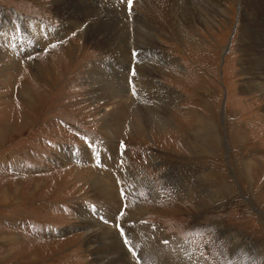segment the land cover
<instances>
[{
	"label": "rangeland",
	"instance_id": "374dc122",
	"mask_svg": "<svg viewBox=\"0 0 264 264\" xmlns=\"http://www.w3.org/2000/svg\"><path fill=\"white\" fill-rule=\"evenodd\" d=\"M89 1L0 0V264H264V91L245 86L252 67L264 69V13L251 25L244 0H222L228 13L214 25L191 17L183 37L167 36L165 63L130 21L141 2L171 1ZM62 3L90 38L71 26L39 45L38 25L48 35L63 24ZM21 43L29 51L17 55L10 48ZM151 56L172 93L133 95ZM95 63L104 80L91 78ZM113 86L128 89L131 111L106 128L110 107L98 91ZM135 118L149 134L128 125ZM99 181L117 193V215ZM93 222L112 230L101 226L89 244Z\"/></svg>",
	"mask_w": 264,
	"mask_h": 264
},
{
	"label": "bare ground",
	"instance_id": "6f19581e",
	"mask_svg": "<svg viewBox=\"0 0 264 264\" xmlns=\"http://www.w3.org/2000/svg\"><path fill=\"white\" fill-rule=\"evenodd\" d=\"M64 1V0H63ZM89 1V0H88ZM155 1V0H154ZM157 1V0H156ZM171 1V4L166 3V5L161 4L160 6L158 5V3L156 2H152L151 3H145V2H141L140 4L144 5L142 9H138L137 7H135L134 9V14L132 17V20L130 21L131 24V32L132 33H137L139 34L138 37L140 39V44L141 45H147V46H154L155 48H157L156 52L153 51L155 57L153 59H157V61L159 60V62H165V63H169V58L168 55H166L164 52H160L159 49L163 48V46H165V41L168 35L175 37L176 38V34L179 35V37L182 36V33L180 34V28L181 29H185L186 27H194L196 26L194 21H190L192 20L191 17H197L199 16V20H197L196 22H202L203 24L209 23V24H215V21L219 20L217 19V17L221 16L224 13H228V9L226 10V7H224L225 3L222 2V0H213L211 1V4L209 0H169V2ZM56 3L59 2V0H55ZM70 2V1H69ZM75 2V1H74ZM77 2V1H76ZM82 2V1H81ZM90 2V1H89ZM99 2V1H98ZM120 2V1H119ZM122 2V1H121ZM135 2V1H134ZM140 2V0L138 1ZM159 2V1H158ZM78 3V2H77ZM80 3V2H79ZM78 3V4H79ZM243 3L245 4L246 8H248L247 12L245 13L246 16V20H244L246 23H251L257 19L258 21L259 18L261 17L262 13H264V6H262L261 8H259L261 14L258 15V17L256 16L257 14V10L258 7L260 6V4H264L262 2V0H244ZM76 4V3H75ZM90 4V3H89ZM95 4V3H93ZM100 4V3H99ZM112 4V3H111ZM110 4V5H111ZM54 6V5H53ZM72 5L70 4H64L62 3L60 9H58V17L61 18L63 20V24L61 26H59L57 29H55V31L53 30H49L47 31L48 35H50V37H42L40 34H38V44H45L47 43L49 40H52L54 36H56L57 33L62 34L64 31L69 30V27L73 26L75 29H77V31L80 34L85 35L87 38H90L88 36L87 33H83V31L85 30V27L88 25L85 24L84 26V21H82V19L84 18H80L76 12V10H74L72 7ZM77 6V5H76ZM79 6V5H78ZM139 6V5H138ZM89 7V6H88ZM133 7V8H134ZM93 8V7H92ZM85 9V8H84ZM90 9V8H89ZM97 9V8H96ZM100 9V8H99ZM119 9V8H118ZM128 9V7H127ZM133 10V9H131ZM60 11V12H59ZM82 11V10H81ZM90 11V10H89ZM251 11H253L254 13V18L251 16ZM84 12V11H83ZM99 12V11H98ZM219 12V13H218ZM85 13V12H84ZM83 13V14H84ZM90 13V12H89ZM108 13V12H107ZM129 13V12H127ZM103 14V13H102ZM93 16V14H91ZM91 16V17H92ZM95 16V14H94ZM127 16V15H126ZM263 16V15H262ZM84 17V16H83ZM112 17V15H111ZM220 18V17H219ZM109 19V18H107ZM103 20V19H102ZM223 20V19H222ZM101 21V20H100ZM221 21V20H220ZM257 21V22H258ZM84 22V23H83ZM116 22V21H115ZM121 22V21H120ZM91 23V22H90ZM220 23V22H219ZM100 24V23H98ZM110 24V23H109ZM123 24V23H122ZM126 24V23H125ZM198 24V23H197ZM259 24H256L254 26L258 27ZM101 26V25H99ZM105 26V25H103ZM109 26V25H108ZM121 26V25H120ZM248 26V25H247ZM250 26V25H249ZM38 30L40 31V26L38 25ZM122 27V26H121ZM251 27V26H250ZM100 28V27H99ZM98 29V28H97ZM108 29V28H107ZM100 30V29H98ZM251 30V29H250ZM260 30V29H259ZM27 33V32H26ZM89 33V32H88ZM36 34V33H35ZM91 34V33H89ZM245 36L249 35L250 37V32H249V28L248 31L244 32ZM100 35V34H99ZM98 35V36H99ZM113 35V34H112ZM252 35V34H251ZM150 36L153 37L152 41H148V39L150 38ZM4 37V36H3ZM118 37V36H117ZM183 37V36H182ZM260 37V36H259ZM125 38V37H124ZM4 39V38H3ZM6 39V38H5ZM81 39V38H80ZM109 39V38H108ZM127 39V38H126ZM152 39V38H150ZM169 39V38H168ZM176 39H180V38H176ZM7 40V39H6ZM99 40V39H98ZM112 40V39H111ZM130 40V39H129ZM132 40V39H131ZM134 40V39H133ZM245 40V39H244ZM136 41V40H135ZM90 42V41H89ZM104 42V41H103ZM109 42V41H108ZM137 43V42H136ZM250 44H247L246 41L244 43V49L251 44V42H249ZM101 45V44H100ZM107 45V44H106ZM137 45V44H135ZM141 47V46H140ZM146 47V46H144ZM153 48V47H152ZM140 49V48H139ZM143 49H141L142 51ZM148 50V49H147ZM107 51V50H106ZM144 51V50H143ZM150 51V50H149ZM108 52V51H107ZM110 52V51H109ZM150 53V52H149ZM105 54V53H104ZM142 54V52H141ZM148 55V54H147ZM259 55V54H258ZM118 54H115L113 56V58L117 57ZM149 56V55H148ZM151 58H149V61L146 62L143 60V58H141V63H140V67L138 69V73L137 76L135 78V82L137 83V87H141L140 89H137V92H135L136 96H139L140 93H143L144 91H146L147 89H149L150 87H155L157 89H159L162 92H166V93H172V91L170 89H168V87L164 84H162L159 80L158 77V73H157V68H155V64L152 63ZM179 59V58H178ZM252 60V59H251ZM254 60V59H253ZM140 61V60H139ZM121 62V61H120ZM133 62V61H132ZM154 64V65H153ZM244 65H248L249 67H251V64L249 62V60L247 61V59L245 60ZM259 65V63H258ZM254 66V65H253ZM256 66V65H255ZM101 66L100 64H94V68L91 70V78L93 77L94 81H98L99 79L104 80L105 77L101 74ZM147 68V69H146ZM253 69V73L250 72L251 74V78L249 79V85H245L248 86L247 88L249 90H258L260 89L261 91H264V69L260 68L257 69V67H252ZM146 75V76H145ZM255 75V76H253ZM100 76H102L103 78H99ZM109 77V76H108ZM127 77V76H126ZM99 78V79H97ZM130 78V77H129ZM90 83V82H89ZM127 83V82H126ZM121 86V85H120ZM131 87V86H130ZM128 89H123L122 87L120 89H118L116 86L113 87H99V94H101L102 97L105 98L106 103L109 104V112L106 113L105 121L107 123H105L106 128L109 127V125L113 124L115 121L118 120L119 122V115L122 116L121 118H125V116H123L125 114V112L127 111L129 102H127L129 99L131 100V96L130 97H126L125 94H123V92H128ZM130 90V89H129ZM149 91V90H148ZM259 91V90H258ZM131 94V93H130ZM163 94V93H162ZM138 99V98H136ZM144 99V98H143ZM134 102V101H133ZM136 102V101H135ZM136 104V103H135ZM148 104V103H147ZM153 104V103H152ZM169 104V103H168ZM133 105V104H132ZM160 105V104H159ZM158 105V106H159ZM131 107V105H129ZM155 106V105H154ZM134 107V106H133ZM151 107V106H150ZM169 107V106H168ZM152 108V107H151ZM130 110V108H128ZM135 109V107H134ZM137 109V108H136ZM141 109V108H140ZM131 111V110H130ZM140 112V111H139ZM143 112V111H142ZM141 113V112H140ZM151 114V113H150ZM137 115V114H136ZM145 115V114H144ZM166 117V116H165ZM103 118V117H102ZM160 118V117H158ZM100 119V118H99ZM124 120V119H123ZM143 120V119H142ZM166 120V119H165ZM128 125L136 130V132H140V131H145L147 130V128H145L143 125H141L142 127H140L141 120L140 118H135L132 119L130 121H127ZM145 123V122H144ZM146 134H149V131H145ZM113 137V136H112ZM87 151V150H86ZM87 158L91 159V162L94 161V153H88ZM81 159L86 160L85 156H82L81 154L79 155ZM115 159V158H114ZM115 165V163H114ZM99 183L101 184L102 182L99 181ZM108 184V183H107ZM102 190L104 189V191L98 192V196L101 197L102 196V192L104 194V201L106 202H112L109 206H111V208L115 210L114 215L118 214L121 210L122 207V203L120 201V199L117 196V193H111V191H113L112 188H110L109 185L105 186L102 185ZM114 192V191H113ZM114 195L116 196V198H114ZM98 197V198H99ZM103 201V200H102ZM103 201V202H104ZM86 212V210H85ZM90 213V211H89ZM143 211L140 210L138 212V215H136L138 218H140V214H142ZM86 214V213H84ZM134 216L131 215V218H133ZM130 217H128L129 219ZM135 218V217H134ZM133 218V219H134ZM137 218V219H138ZM132 219V220H133ZM136 219V218H135ZM110 220L112 222H108L106 224H108L109 226H111L112 228L113 225H118L119 222L115 221V216L111 217ZM98 222V221H97ZM97 222H93V224L89 223V227L86 228L87 232L84 233L86 234L85 236L87 237V241L90 244L95 243L94 242V238H96V236H98L99 230L102 228L100 223ZM138 221H136L137 223ZM140 224H142V226L147 227L148 224H143L139 221ZM139 224V226H140ZM150 225V224H149ZM109 226H103L106 227L109 230H112V228H109ZM120 226V225H119ZM101 227V228H100ZM157 227V234H159L161 236V242L162 240L165 241V239H167L168 235L166 236L163 232V229L160 226H156ZM104 230V229H103ZM146 230V229H145ZM101 232V230H100ZM103 233V231H102ZM114 233V231H113ZM116 234V233H115ZM118 236V235H117ZM173 236V235H172ZM101 237V236H100ZM160 238V237H159ZM160 240V239H159ZM117 241V240H116ZM169 241L171 242L172 240L169 239ZM107 243V242H106ZM166 243V242H165ZM174 243V242H173ZM166 244H164L165 246ZM97 248L94 250V253L97 254L96 252ZM188 250V249H187ZM102 251V250H101ZM118 251V250H117ZM120 251V250H119ZM113 252V251H112ZM123 253V252H122ZM121 253V254H122ZM190 253V252H189ZM117 254V253H116ZM102 255V254H101ZM108 255V254H107ZM111 255V254H110ZM100 257V260H98L99 262H104L105 259H107L106 257H101L100 255H98ZM148 256V255H147ZM182 257V256H181ZM180 257V258H181ZM150 258V257H149ZM125 259V258H124ZM145 260V259H144ZM174 260V259H173ZM142 264H145V262H143L141 260Z\"/></svg>",
	"mask_w": 264,
	"mask_h": 264
},
{
	"label": "snow or ice",
	"instance_id": "6c2138e0",
	"mask_svg": "<svg viewBox=\"0 0 264 264\" xmlns=\"http://www.w3.org/2000/svg\"><path fill=\"white\" fill-rule=\"evenodd\" d=\"M127 2H128V4H129V6H131V3H132V0H127ZM135 73L133 72V75H134ZM125 243H128V241H125Z\"/></svg>",
	"mask_w": 264,
	"mask_h": 264
}]
</instances>
